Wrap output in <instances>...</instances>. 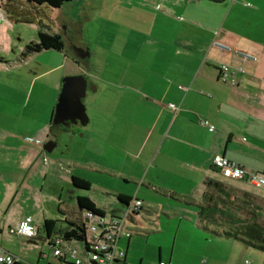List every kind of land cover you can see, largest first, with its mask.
<instances>
[{
	"label": "rangeland",
	"instance_id": "rangeland-1",
	"mask_svg": "<svg viewBox=\"0 0 264 264\" xmlns=\"http://www.w3.org/2000/svg\"><path fill=\"white\" fill-rule=\"evenodd\" d=\"M19 1L24 7L18 5V7L13 8L9 6V3L5 5V9L12 16L11 18L31 17L30 11L25 9L26 2L24 0ZM187 4L191 6L190 9L181 12ZM167 7L169 8L168 11ZM215 7L216 10H214ZM0 12L4 14L1 8ZM44 12L50 15L52 21L62 23L60 32L66 45L72 44L74 47L77 42L84 43L90 49L91 55L79 60L80 68H76L78 66L69 56L71 51L68 48L66 51L65 49L63 51L45 49L22 56L24 46L38 39L37 29L39 26L32 21H15L10 18L0 20V219L18 188L15 179L21 178V176L24 179L23 187L26 190L23 195L22 191L15 195L12 210L16 214L20 211L17 207L19 201L22 207L27 208L34 198L43 199L45 202L43 208L59 213L58 206L60 204L57 203V190H60V194L63 193L62 198H65L67 203L73 197L70 191L73 189V191L82 194L86 193L96 202L107 206L115 198L111 195L108 196L104 186H116L129 190L132 195L136 193L139 198H141V194L138 193V190L147 189L146 185L140 184L144 178L147 180L145 173L150 167V161L147 159L148 149L155 144V135H152L146 145L143 146L140 157L134 159L132 156H126V153H121L112 144H108V140L111 143V138L109 139L108 136H105L107 141H102L100 145L97 142L89 145L87 137L90 130L88 126L80 123L72 124L66 130L58 126L53 127L54 135L52 138L56 142V146L51 153H47V156L57 158L58 162L69 168V172L73 171L80 177L88 178L89 182H92L89 190L76 189L71 182V174H66L58 168L57 172H52V177L50 174L48 180L43 182L44 177L40 171L41 165H43L41 156L33 160L28 158L29 154H32V146L37 144L42 146L41 141L37 140L36 129L44 122V125H47L48 117L52 115L60 92V89L54 91L55 89L51 88L55 83L60 86L64 76L75 75L73 72L78 74L84 72L92 76L88 77V80L92 82V88L87 90L83 103L88 117L91 118L90 126L98 125V119L103 117L102 125L104 133L107 135L111 128H116L119 121V118L116 117H148L145 120L147 122L149 117H155L157 113L159 115L162 113L158 125H164L167 117H173L171 110L169 113L167 111L166 106L169 105H166L167 101L162 100L161 97L158 98L159 102L154 100L152 104L150 100L141 101V97L147 95V91L151 89L150 85L155 80L152 74L148 75V70L161 75L163 67L171 68L173 66L170 63L175 60L173 52L161 53L162 48L165 52L167 45V40L162 36L171 37L174 35L173 31H176L178 27V19L183 18L190 25L188 26L190 31L198 29L199 32L201 30L210 32L213 29L210 39L213 47L214 38L223 41L219 38L220 30H229L228 32H231L234 38L241 40L255 42L264 39V0H71L65 2L60 8H52L46 4L37 7L36 17L38 20L44 15ZM214 18H217L218 22L213 21ZM66 25H74L75 31L72 27H68V32H65ZM57 28H59L58 25ZM151 30L152 34L148 35ZM224 43L236 49L229 43ZM202 46V53L205 54L207 45L204 43ZM116 53L121 54L119 59H116ZM176 53L178 52L176 51ZM227 53L233 54L232 52ZM206 58L204 55L201 64ZM152 60L155 61L156 66ZM143 68L141 74H138L137 70L140 72V69ZM176 73V70H172L170 75L175 77ZM123 75H125L124 79ZM93 76L106 80L111 86L104 85L103 87L100 86L98 91L94 90L99 82L95 81ZM157 80L154 85L155 94H160L163 87L160 79ZM113 83L118 84V86L125 83L130 84L136 89L133 91L120 90V95L126 93L127 99H123L121 104L117 105L114 102V99H117V90L115 91V88L112 87ZM124 91L125 93H123ZM155 97L157 96L155 95ZM174 103L176 107H180L179 101H174ZM163 105L165 107L162 108ZM103 107L104 109L100 110ZM183 108L186 106L184 105L182 110ZM114 109L117 110L112 113ZM234 113L237 112L232 111V114ZM104 117H106L105 120ZM230 119L234 122L230 156L241 160L242 157H245L244 151L247 148V143L242 142L241 138L243 136L247 138V135L243 123L237 122V119L242 120L241 117H230ZM216 127L218 131L221 128L218 124ZM2 132L4 135L7 134V138L1 136ZM78 133H85V135L80 136ZM180 146L181 149L176 153L186 154L188 157L196 154L195 151L190 152L184 144ZM34 161L35 164L29 170L28 163L32 164ZM91 163L99 166L110 165L120 170L121 176L132 174L135 177L139 176V179L124 182L123 178H118L114 181L111 176L91 172L89 169ZM150 174H152V170H149ZM165 177L167 179L172 178L167 174ZM64 179L66 180L63 181ZM235 181L230 180L229 182L249 189L264 200L262 188H255L250 183L241 184ZM160 199L167 204L171 203L168 199L161 197ZM242 200L243 198L237 197L236 202L225 204V211L234 220L239 221V205L242 204ZM142 202L144 211L140 220L150 222L155 208L146 201ZM31 206L33 207L34 204ZM161 208L159 206L158 209L161 210ZM107 212L106 218L116 210L112 212L108 210ZM248 216H251L250 213ZM260 216H264L263 209L260 210ZM2 221L3 219L0 220L2 227L0 249H10V251L19 254L22 264H47V262L54 260L51 257V247L42 246L41 240L35 237H19L9 233ZM259 225L264 227V221H260ZM42 228L41 224L40 234L44 232V228ZM82 244V242L76 243L80 246ZM41 249L47 253L48 257H41L37 261L38 252ZM252 253L261 255L258 250L253 249L250 255L245 258L252 260L255 256L251 255ZM8 254L12 253L8 252Z\"/></svg>",
	"mask_w": 264,
	"mask_h": 264
},
{
	"label": "crops",
	"instance_id": "crops-1",
	"mask_svg": "<svg viewBox=\"0 0 264 264\" xmlns=\"http://www.w3.org/2000/svg\"><path fill=\"white\" fill-rule=\"evenodd\" d=\"M25 2V9L30 11L31 17L25 16L19 19L11 18L12 16L5 9V5L9 3L10 7L16 8L18 5L23 6L21 1L1 0L0 8L4 14L0 12V20H2V18L5 20L10 18L15 21H32L39 26L37 31L46 30L48 32H57L61 34L60 30L62 23L52 21L48 13L44 12V15L41 16L39 20L37 19V7H42L44 5ZM190 7L191 6L187 4L185 9L181 10V12L188 11ZM166 9L167 11L169 10L168 7ZM214 10H216V7ZM227 18L228 16L226 20ZM215 20L218 22L217 18L213 19V21ZM195 23L197 25V20ZM57 25L59 28H57ZM188 26L190 25L187 24L183 18L178 19V27L176 31H173L174 35L171 37L162 36V38L167 40V45L165 52L162 48L161 53L173 52L175 60L170 62L173 66L171 68L168 66L163 67L161 75L159 73L157 74L155 71L148 70V75L152 74L155 80L152 85H150L151 89L147 91V95L141 97V101L150 100L152 104L154 100L159 102L158 98L161 97L162 100L167 101L166 105L175 104L174 101H179L181 104H178L180 107L176 113L169 109V105L166 106L169 109L166 108L168 113L171 110L170 112L173 114L172 118L167 117L164 125H158V122L162 118V113L160 115L157 113L155 117H149V121L147 122L145 120L148 117H116L119 118L116 125L117 129L111 128L108 135L104 133L102 125L103 117L98 119V125L96 124L95 127L90 126L91 118L88 117V123L85 125L88 126L90 130L88 132L89 136L87 137L89 145L95 142L100 145L102 141H107L106 137L108 136L109 139L111 138V143L109 142L110 140H108V144H112L121 153H126V156H132L134 159L140 157L143 146L146 145L148 139L152 135H155L156 142L148 149L147 159L150 161V167H148L145 173L147 180L144 178L140 184L146 185L147 189H144V191L138 190V193L141 194V198H139L136 193L132 195L129 190L117 188L116 186H104L103 188L106 193H108V196L111 195L115 198L114 201L109 202L107 206L96 202V200L86 193L82 194L73 191V189H70V191L74 199H69V203H67L66 200H64L65 198H62L63 193L60 194V190H57V203L60 204L58 206L59 213H54L52 210L49 211L43 208V203H45L43 199L38 200L34 198L31 203V205L34 204L33 207L31 205L27 208L22 207L19 201L17 207H19L20 211L16 214L12 210L14 208L12 207V203L15 200V195L17 193L20 194V191H22L23 195L26 190L25 187H23L24 179L20 175L21 178L17 177L15 179L18 188L0 219H3L2 223L8 230L15 227L26 215H31L36 226V235L34 237L41 240L42 246L46 245L51 247L48 241L55 235H51L49 238L46 236L45 229L44 232L42 230L43 233L40 234L41 224L44 228L45 220H55L58 221L57 228H64L66 224L63 220L75 221L78 216V196L89 197L95 205L104 212L105 217L108 215V210H110V212L116 210V212H112V215L109 217L122 216L125 214L124 211L127 203L119 200V196L127 202L133 197H136L152 205V207L155 208V212L151 215L152 220L150 222L140 220V216L144 211L142 206L140 211L130 213L126 216L125 230L130 233V236L122 237L119 242L120 246L125 250L124 262L126 264H157L160 260L171 261L175 264H261L264 257V251L262 249L249 245L239 239L226 236L223 234L221 228H219L220 226L201 220L198 211L199 206L204 202L203 198L205 192L213 190L212 187L209 188L206 186L207 180H217L223 182L227 186L235 187L238 191L248 192L247 194L262 198L249 189L233 185L229 182L230 179L221 176L212 164V157L215 154H222L229 160L244 166L250 172L264 173V39L252 42L234 38L231 32H228L229 30L219 31V38L221 40L238 49L250 51L258 58L256 62H245L242 72L232 69L229 79H233L235 81L234 84H231L229 80L223 83L219 79L220 73L216 66L219 65V62H225L233 68H238L241 64L240 59L234 54L227 52L220 53L216 48L214 50L210 40L211 31L213 29L210 32H207V30H201L199 32L198 29L190 31ZM68 27H72L75 31L74 25H66L64 29L65 32H68ZM152 30L148 35L152 34ZM204 43L207 45L205 47L207 48L205 54L202 53V44ZM74 45L84 48L89 52V56L91 55V51L86 44L77 42ZM66 48L71 51L69 56L72 58L73 62L82 60L76 56L72 44L66 45L65 43V51ZM176 51L178 53H176ZM204 55L205 58L207 55V58L204 63L201 64ZM119 56H121V54H115L116 59H119ZM78 62H76L78 66L76 68H80ZM152 62L155 63L153 60ZM143 70L144 68L140 69V72L137 70V73L141 74ZM172 70L177 71L175 77L170 75ZM102 71L104 72V70ZM79 73L80 74L73 72L75 75H85L87 79L88 77H92L90 74L84 72ZM124 78L125 75H123V79ZM93 79L99 82L96 88H94L96 91L100 89V86H111L106 80H102L100 77L93 76ZM157 79H160V83L163 87L160 94H155L156 88L154 85ZM146 81L148 83V78ZM88 82L92 88V82L89 80ZM60 86L55 83L51 89L58 91ZM112 87L115 88V91L117 90V99H114L117 105H120L123 99H127V97H125V91L123 92L125 94L120 95V90L127 89L133 91L136 89L126 83L124 85L120 84L119 86L113 83ZM91 88L87 90H91ZM155 95L157 97H155ZM184 105L186 108L182 110ZM163 107H165V105H163L162 108ZM101 109H104V107L100 108V110ZM116 110L117 109H114L112 113H115ZM232 111L237 113L232 114ZM230 117L242 118V120L237 119V122L243 123L247 135V138H245V136L241 138L242 142L247 143V148L244 151L245 157H242L241 160L234 159L233 156H230L234 123ZM105 119L106 117H104V120ZM200 120H207L212 123L215 127L214 130L209 131L207 127L199 123ZM47 121V125H44V122L36 129L37 140L41 141L42 146L46 141L50 139L53 140L52 135H54V128H50L51 115L48 117ZM217 124L221 126L219 131L216 127ZM78 134L80 136L85 135V133ZM1 136L7 138V134L4 135L3 132ZM243 138H245V140H243ZM181 144L187 146L190 152L195 151L196 154L192 157H188L186 154L176 153V151L181 149ZM42 146L40 144L32 146V154H29L28 159L33 160L41 156L43 165H41L40 171L44 177L43 182L44 180L46 182L50 174L51 177L53 176L52 172L54 173L57 168L59 170L60 165H64L58 162L59 160H57V158H49ZM44 152L48 160L47 163L43 162ZM34 164L35 161L32 164L29 162L28 169L30 170ZM91 164L92 165H89L91 172L111 176L114 178V181L118 178H123L124 182H131L139 179V176L135 177L132 174H123V176H121V171L110 165L99 166L98 164ZM64 167L68 169V171L62 172L66 174L70 173L71 176L80 177L74 174L73 171L69 172L68 167ZM149 170H152V174L150 175ZM165 174L172 178L167 179ZM80 178L84 180L88 179L84 177ZM29 179H32V177H29ZM65 180L66 179L63 181ZM87 181L89 182L90 180L88 179ZM235 182L249 184L248 181L236 180ZM89 183L91 185L92 182ZM40 194L41 192L39 195ZM243 194L247 195L246 193ZM160 197L170 200L171 203L167 204L163 202ZM232 197L233 196H231L230 199ZM258 204L260 205V201H258ZM159 206L162 207L161 210L158 209ZM11 210L12 213H10ZM257 211L259 214L260 209L258 208ZM159 212L160 215H158ZM142 220L144 219L142 218ZM1 231L2 227L0 226V232ZM253 249L258 250L261 255L252 253L251 255L255 256L252 260H248L245 257L250 255ZM3 250L19 257L18 263L22 264L19 254L12 250L10 251V249L7 250L4 248ZM41 252H43L42 249L38 252L37 261L41 259ZM51 257L54 260L47 262V264H72L71 261L58 263L53 255Z\"/></svg>",
	"mask_w": 264,
	"mask_h": 264
},
{
	"label": "built area",
	"instance_id": "built-area-1",
	"mask_svg": "<svg viewBox=\"0 0 264 264\" xmlns=\"http://www.w3.org/2000/svg\"><path fill=\"white\" fill-rule=\"evenodd\" d=\"M214 47L220 52H232L241 61L238 68H233L225 62H219V79L223 83L228 80L234 84L233 79H229L232 69L243 71L245 62H256L257 56L246 50L233 49L223 41L213 39ZM181 88V87H180ZM182 89V88H181ZM169 108L176 113L178 107L174 104H169ZM201 125L208 128L209 131L214 130V125L207 120H200ZM245 140V138H243ZM47 157L44 152L43 162L47 163ZM212 164L221 174V176L230 180L248 181L251 185L262 188L264 191V173L250 172L244 166L229 160L222 154H215L212 157ZM59 170L68 171L64 166L60 165ZM142 201L133 197L127 202L124 215L111 216L106 218L103 215H96L89 211L83 212L84 221L86 223V238L83 244L76 245L78 241H67L61 236H54L48 244L52 248V255L58 263L71 261L72 264H126L125 250L120 246L122 237H129L130 233L125 230V218L130 213L140 211ZM11 234H16L22 237L32 238L36 235V226L31 215H26L20 220L17 225L8 230ZM40 256L47 258L45 252H41ZM19 257L8 254L0 249V264H15ZM204 262V261H202ZM157 264H175L171 261L160 260ZM264 264V257L261 262Z\"/></svg>",
	"mask_w": 264,
	"mask_h": 264
},
{
	"label": "trees",
	"instance_id": "trees-1",
	"mask_svg": "<svg viewBox=\"0 0 264 264\" xmlns=\"http://www.w3.org/2000/svg\"><path fill=\"white\" fill-rule=\"evenodd\" d=\"M29 3L37 5H48L52 8H60L65 2L71 0H25ZM38 39L31 41L24 46L22 56L28 55L32 52H38L45 49H54L63 51L65 43L61 34L57 32H48L46 30H38ZM78 62V61H76ZM54 111V110H53ZM53 115V112H52ZM51 115V119H52ZM58 126L64 130L62 125H54L50 123V128ZM71 182L76 188L89 190L90 183L80 177L71 176ZM206 186L213 188L204 194V202L199 206L198 215L201 220L220 226L223 234L228 237L239 239L249 245L260 248L264 251V227L259 225L260 221H264V216L258 214L257 209H263L264 200L255 195L247 194L248 192L238 191L235 187H230L223 182L217 180H207ZM246 193L247 195H244ZM233 196L231 199L230 197ZM237 197L243 198L242 204L239 205V221L234 220L225 211V204L228 202H236ZM119 200L127 203L119 196ZM260 201V205L258 201ZM129 201V200H128ZM78 216L75 221L63 220L66 226L64 228H57L58 221L45 220L44 229L46 236L50 238L51 235L61 236L67 241L84 242L86 238V223L84 221L83 212L89 211L96 215H103L104 212L98 208L95 203L87 196L77 197ZM250 213L251 216H248ZM244 217V218H243ZM54 237V236H53ZM52 239V238H51ZM15 264H20L16 262Z\"/></svg>",
	"mask_w": 264,
	"mask_h": 264
},
{
	"label": "water",
	"instance_id": "water-1",
	"mask_svg": "<svg viewBox=\"0 0 264 264\" xmlns=\"http://www.w3.org/2000/svg\"><path fill=\"white\" fill-rule=\"evenodd\" d=\"M74 51L80 59L89 56V52L82 47L74 46ZM88 88H91V85L85 75L63 77L51 123L62 125L65 128L77 123L86 125L89 118L83 99L86 96ZM55 146L56 142L50 139L43 144L42 148L46 153H51Z\"/></svg>",
	"mask_w": 264,
	"mask_h": 264
},
{
	"label": "flooded vegetation",
	"instance_id": "flooded-vegetation-1",
	"mask_svg": "<svg viewBox=\"0 0 264 264\" xmlns=\"http://www.w3.org/2000/svg\"><path fill=\"white\" fill-rule=\"evenodd\" d=\"M0 4H1V0H0ZM27 22V21H26Z\"/></svg>",
	"mask_w": 264,
	"mask_h": 264
}]
</instances>
